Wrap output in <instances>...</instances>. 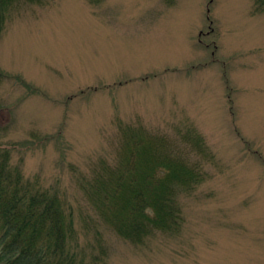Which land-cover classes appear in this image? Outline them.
<instances>
[{"label":"rangeland","instance_id":"374dc122","mask_svg":"<svg viewBox=\"0 0 264 264\" xmlns=\"http://www.w3.org/2000/svg\"><path fill=\"white\" fill-rule=\"evenodd\" d=\"M253 2L45 0L7 20L0 144L16 145L12 162L57 189L78 226L87 203L70 166L113 152L117 118L188 120L216 153L210 178L180 198L181 232L136 245L106 230L107 263L264 264V12Z\"/></svg>","mask_w":264,"mask_h":264},{"label":"trees","instance_id":"16d2710c","mask_svg":"<svg viewBox=\"0 0 264 264\" xmlns=\"http://www.w3.org/2000/svg\"><path fill=\"white\" fill-rule=\"evenodd\" d=\"M44 1L0 0V34L14 12ZM255 11H264V0H255ZM137 120L117 118L113 152L86 170L70 166L87 203L80 226L57 189L45 186L39 175L25 177L21 161L12 162L16 145L0 144V264H109L106 230L136 245L158 233L181 232L180 198L206 180L205 165L216 156L188 120L165 129ZM3 130L0 125V135Z\"/></svg>","mask_w":264,"mask_h":264}]
</instances>
